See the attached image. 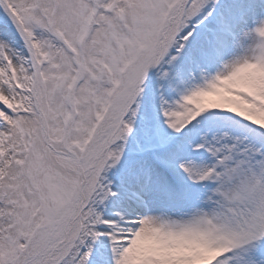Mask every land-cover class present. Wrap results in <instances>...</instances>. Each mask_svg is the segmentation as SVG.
I'll list each match as a JSON object with an SVG mask.
<instances>
[{"label": "snow or ice", "instance_id": "1", "mask_svg": "<svg viewBox=\"0 0 264 264\" xmlns=\"http://www.w3.org/2000/svg\"><path fill=\"white\" fill-rule=\"evenodd\" d=\"M0 264H264V0H0Z\"/></svg>", "mask_w": 264, "mask_h": 264}]
</instances>
